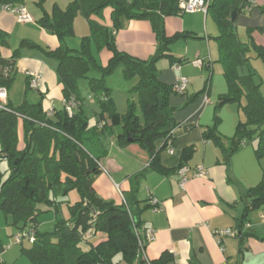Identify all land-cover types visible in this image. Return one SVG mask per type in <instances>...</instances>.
<instances>
[{"label":"trees","instance_id":"obj_1","mask_svg":"<svg viewBox=\"0 0 264 264\" xmlns=\"http://www.w3.org/2000/svg\"><path fill=\"white\" fill-rule=\"evenodd\" d=\"M11 1L0 0V3ZM205 1H208L206 14L214 20L219 32L215 38L218 62L223 67L228 89L227 94L218 99L215 109L231 103L240 105L244 99L245 104L240 107L245 120L237 124L228 148L223 147L215 134V127L206 131L203 138L220 147L224 158L243 144L255 140V156L264 159V96L251 68L247 74L238 73L239 68L249 66L251 51L264 64V48L252 40L251 33L255 29H247V41H240L236 20H232L233 14L249 13L256 0ZM106 8L111 9L110 28L92 20L93 17L100 19ZM260 11L264 13V8ZM77 15L88 23L90 35L82 38L80 49L76 50L67 47L64 39L73 34ZM179 15L183 13L179 10L178 0H73L64 10L54 7L51 14L45 13L38 21L59 41V47L46 54L56 61L55 73L63 98L73 99L78 105L71 115L63 107L51 116L43 110L41 101L29 104L24 100L18 106L5 103L0 108V163H6L4 172H8V177L4 179L0 168V212L8 225L16 230L15 235L33 229V242H26L29 247L20 250L30 264L176 263L175 256L168 251L150 261L139 252L138 241L145 230L140 215L149 206L139 208L138 201L132 205H115L105 201L96 195L92 180L101 173V156L96 151H100L101 155L106 153L98 134L103 135L111 128H121L115 137L118 146H138L149 156L147 168L160 175L175 174L191 157L193 148L184 149L181 163L172 170L163 168L158 159L159 152L165 150L166 144L173 142V131L178 125L173 119L174 109L168 104L170 95L175 93L173 85L159 81L156 63L165 58L181 64L182 59L171 54V45L180 39L195 38L189 32L166 35L164 19ZM128 21H146L150 24L157 49L149 59L140 60L116 49L115 34ZM258 30L262 31L263 28ZM2 38L0 33V41ZM91 44L96 46L97 53L106 49L111 54L105 66L100 65L93 55ZM24 45L36 47L25 41L20 47ZM19 50L14 51L11 61L0 59V89L9 90L14 81L13 60ZM118 65H122L126 79L136 80L130 92L137 97L140 117L134 114L131 104L123 116L115 111L105 78ZM5 69L8 73L4 72ZM92 74L97 77H90ZM81 79L88 80L96 97L97 94L102 96L96 100L99 112L92 128L85 117L83 100L77 87ZM28 90L31 89L27 82ZM19 122L23 133L21 149L18 148ZM158 141H162V145L156 149ZM71 191L78 194L79 201L68 206L69 217L57 219L51 232H41L38 218L48 210L44 208L55 207L57 196H66ZM132 193L135 194L136 189ZM243 200L247 201V205L241 216L235 219L234 231L241 244L245 238L258 237L254 231L243 229L251 212L264 209V171L260 182L246 191ZM98 236L100 239L94 240ZM5 249L0 240V255ZM0 264L4 263L0 261Z\"/></svg>","mask_w":264,"mask_h":264},{"label":"crops","instance_id":"obj_2","mask_svg":"<svg viewBox=\"0 0 264 264\" xmlns=\"http://www.w3.org/2000/svg\"><path fill=\"white\" fill-rule=\"evenodd\" d=\"M72 1L12 0L7 3L13 7L24 6L35 24L19 23L14 14L3 9L6 4L0 3V33L3 35L0 59L11 61L14 51L20 49L13 60L15 75L21 76L20 83L15 79L9 90L5 91L4 103L18 106L24 100L29 104L41 101L44 111L63 109L64 98L55 73L57 64L46 54L58 48L59 41L41 29L37 21L45 13L51 14L54 7L64 10ZM262 8L264 0H256L254 8L246 15L237 16L235 24L238 26V36L243 27L263 28L262 38L256 36L255 32L251 33V37L256 45L264 48ZM110 15L111 9L106 8L100 19L93 17L92 20L110 28ZM164 29L167 36L182 32L195 35V38L180 39L184 43L182 51H171L175 58L182 59L180 70H174L176 62L170 61L169 67H162L159 72V81L167 85L172 86L180 76L188 80L183 94L173 93L168 99L169 106L174 109L173 119L178 125L173 131L174 153L160 151L158 159L163 168L172 170L181 163L182 151L193 148L191 157L183 166L189 169L190 179L184 189H180L176 173L160 175L154 172L147 168L149 156L146 152L136 145L120 147L115 138L109 137L106 141L100 139L106 153L101 155L100 151H96L101 156V173L93 178L92 187L99 198L115 205H132L138 201L139 208L149 206L140 215L143 228L154 231L153 241L147 243L142 252L149 261L168 251L175 256L176 264H249L254 260L264 264V239H261L264 234L258 233L259 228L254 227L249 215L243 231L252 230L258 237L245 238L242 244L236 237H226L220 245L213 237L214 231H236L235 219L241 216L247 205L243 196L260 182L264 171V159H257L254 153L255 140L243 144L228 158H224L220 147L203 138L206 131L215 127V134L223 147L228 148L237 124L245 120L240 107L245 104L244 99L240 105L231 103L215 109L218 99L228 91L223 67L218 62L219 52L215 40L219 33L217 26L208 14L196 12L166 17ZM82 34V38L90 35L88 26ZM24 41L36 47H20ZM114 43L119 52L140 60L149 59L157 49L155 36L146 21L126 22L115 34ZM91 50L99 64L105 66L111 54L106 49L97 53L94 44H91ZM195 60H200L202 66H193ZM30 71L38 72L41 76L38 90L26 91V74ZM238 73L247 74L246 68H239ZM260 91L264 96V89L260 87ZM34 99L36 101H29ZM17 134L18 148L21 149L23 133L20 122ZM161 145L162 141H158L155 148L159 149ZM199 167L206 171V175L192 177V172ZM134 189L135 194L132 193ZM152 199L158 202L159 209L150 207ZM261 210L258 211L259 219L264 214V209ZM260 224L264 226L261 220ZM98 239L100 236L94 240ZM8 253L0 255V261L4 264Z\"/></svg>","mask_w":264,"mask_h":264},{"label":"rangeland","instance_id":"obj_3","mask_svg":"<svg viewBox=\"0 0 264 264\" xmlns=\"http://www.w3.org/2000/svg\"><path fill=\"white\" fill-rule=\"evenodd\" d=\"M127 2H131L133 0H125ZM193 14V13H192ZM31 18V16L29 15ZM39 21V20H38ZM37 21V23H38ZM28 24H35L33 21V18H31V21L27 22ZM87 24V25H86ZM38 26L46 31L48 34L53 35L49 32V30L41 25ZM88 23L86 22L85 19H83L81 16H77L75 18V24L73 23V34L71 36L65 37L64 43L67 45L69 48L72 49H80L81 45V38L83 37L82 33L83 31L87 30ZM238 26L236 25V30ZM255 32V35L259 36L262 38V32L259 31L258 29L253 30ZM252 32V33H253ZM55 36V35H53ZM238 36V33H237ZM56 37V36H55ZM57 38V37H56ZM239 40L242 42H246L248 38V33H247V28L243 27L240 29ZM183 42L182 41H176L172 44V53H178L182 51L183 49ZM250 63L249 66H244L241 68H246V72L248 73V69L251 68L254 73H255V79L257 83H260V87L264 89V64L260 59H257L255 56L254 52L249 53ZM170 65V61L168 59H160L157 64L156 68L160 72V69L162 67L168 68ZM122 65H118L113 73H111L109 76L105 78V84L110 89L111 91V97L112 101L114 103L115 111L117 114L123 116L128 112L130 104L133 106V112L137 116H141V112L138 106V100L136 95L132 94L131 88L135 84L136 80L135 79H126L123 75L122 72ZM90 77H97L96 75L92 74ZM20 75H15L14 77V82L15 79L17 80L18 84L20 83ZM13 82V83H14ZM79 95L81 99L83 100V111L85 114V117L87 119V122L89 124V127L92 128L93 125L95 124L96 121V114L99 112V108L96 104L97 97L98 99H101L102 96L97 94V97L95 94L91 91L89 82L87 79H81L77 83ZM20 89V86H19ZM33 94V93H30ZM34 97H37V95L33 94ZM32 95V96H33ZM32 96H29L30 99L33 98ZM29 101H36L34 100H29ZM108 131V132H107ZM107 133L98 134V137L104 138V140H108L109 137L111 139H114L117 134L121 132V128H111L106 130ZM85 146H88V143H85ZM6 163L1 162L0 163V168L3 172V177L4 179L8 177V172H4L6 169ZM57 203L55 204V207L51 208H44L48 209L46 212H43L39 215V229L41 232H51L54 228V224L57 221V219H67L69 217V212H68V206L73 205L76 202L79 201V196L75 191L69 192L66 196H57ZM260 211V210H258ZM254 211L249 214V218L252 219L253 225L256 229L259 228V234L263 235L264 234V226L260 224V219H259V212ZM262 211V210H261ZM16 234V230L6 223L5 216L0 212V240L4 243L6 246V249L3 251L5 252H10L8 253L7 257L4 258L5 264H30L28 258L25 255H22L20 250L21 248L25 247L28 248L29 245L26 244V241H23L22 244L17 245L14 242V235ZM83 248H85V245H82ZM2 253V254H3ZM6 256V255H5ZM249 264H258L256 260L252 262H248Z\"/></svg>","mask_w":264,"mask_h":264},{"label":"built area","instance_id":"obj_4","mask_svg":"<svg viewBox=\"0 0 264 264\" xmlns=\"http://www.w3.org/2000/svg\"><path fill=\"white\" fill-rule=\"evenodd\" d=\"M207 2L208 1H205V0H178V7H179V10L183 14H192V13H196V12H202V13L206 14ZM3 9L14 14L19 23H27V22L31 21V18L29 17L24 6L13 7L11 4H6V5H3ZM192 65L195 67H201L202 62L200 60H195L192 62ZM173 69L179 71L180 65L174 64ZM4 72L8 73V70L5 69ZM26 75L28 78L29 88L31 90H38L39 86H40V81H41L40 74L38 72L30 71V72H27ZM187 85H188L187 78L180 76V77H178V79L176 80V82L173 84L172 87H173V90L176 94H183L187 89ZM5 97H6L5 96V90L0 89V108L5 104L4 103ZM62 103H63V107L65 108V111L69 115L72 114V111L78 105L77 102L74 101L73 99H70V100H64L63 99ZM52 113H53V111L49 110L47 112V115L51 116ZM99 128H101V126H99ZM165 150L168 154L174 153L171 142H168L166 144ZM147 167H148V164H147ZM176 175L178 177L179 188L183 190L185 185L187 184V182L190 179L189 169L186 167H182L176 172ZM205 175H206V171L204 169H202L201 167L196 168L192 172V177H196V178H201V177H204ZM149 204L153 210H157L160 208V205L158 204V202L156 200H153V199L150 200ZM260 220L262 223H264V214L262 216H260ZM33 233H34L33 229H29L26 232L15 235L14 236L15 244H17V245L22 244L23 241L32 243L33 242ZM235 236H236V232L231 231V230H220V231H214L213 232V237L215 238V240L217 241V243L219 245L221 244V241L223 238L235 237ZM153 239H154V231L152 229H145L141 234V239H139V241H138L139 252L142 253L145 243H149V242L153 241ZM174 264H176V263H174Z\"/></svg>","mask_w":264,"mask_h":264},{"label":"water","instance_id":"obj_5","mask_svg":"<svg viewBox=\"0 0 264 264\" xmlns=\"http://www.w3.org/2000/svg\"><path fill=\"white\" fill-rule=\"evenodd\" d=\"M236 18H237V15L236 14H233L232 15V20H236Z\"/></svg>","mask_w":264,"mask_h":264}]
</instances>
